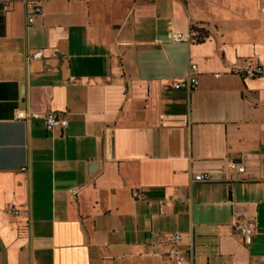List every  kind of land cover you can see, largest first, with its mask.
Returning a JSON list of instances; mask_svg holds the SVG:
<instances>
[{
    "label": "crops",
    "instance_id": "0c3cea01",
    "mask_svg": "<svg viewBox=\"0 0 264 264\" xmlns=\"http://www.w3.org/2000/svg\"><path fill=\"white\" fill-rule=\"evenodd\" d=\"M254 57L264 0H0V264H177L173 234L192 264H264Z\"/></svg>",
    "mask_w": 264,
    "mask_h": 264
},
{
    "label": "built area",
    "instance_id": "2783aa9c",
    "mask_svg": "<svg viewBox=\"0 0 264 264\" xmlns=\"http://www.w3.org/2000/svg\"><path fill=\"white\" fill-rule=\"evenodd\" d=\"M9 3H6L5 10L8 9ZM41 9L36 7L33 9V11L29 12L28 15V23L34 22V15L37 13H40ZM200 35L193 31V33L189 35H183V34H172L171 40L173 42H189V43H195L198 40V37ZM32 59H41L43 58V52L38 51L34 53L31 57ZM237 73L241 74L245 77L250 78H256L264 73V66L259 63L258 58H250L246 61V66L244 68L237 67L236 68ZM198 67L196 65H192L190 69V73L188 77L175 81L172 84V87L176 90L185 89L188 91H194L197 89L199 80H198ZM28 115L23 111L17 112V119L19 120H27ZM43 120L45 122V125L49 130L58 129V128H64L68 125V122L64 120L59 113L55 112H49L44 115ZM228 167L231 171L236 172L238 174L245 173V167H243L241 164L235 162V161H229ZM194 181L196 183H209L211 182V177L209 174H199L194 177ZM9 213L11 214H18V210L11 209L9 210ZM237 229L239 233L248 238L254 233V228H252L249 225L240 224L237 226ZM168 243L170 244L172 248V255L175 257L177 264H192L191 261H189L183 252L179 249V245L183 242V236L181 234H173L168 236L167 238Z\"/></svg>",
    "mask_w": 264,
    "mask_h": 264
},
{
    "label": "trees",
    "instance_id": "16d2710c",
    "mask_svg": "<svg viewBox=\"0 0 264 264\" xmlns=\"http://www.w3.org/2000/svg\"><path fill=\"white\" fill-rule=\"evenodd\" d=\"M194 31H197V29H193ZM198 32V31H197ZM200 34H203L206 36V34L203 31H199Z\"/></svg>",
    "mask_w": 264,
    "mask_h": 264
}]
</instances>
